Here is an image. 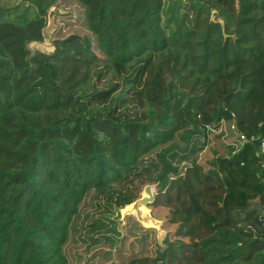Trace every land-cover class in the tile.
<instances>
[{
  "label": "trees",
  "instance_id": "16d2710c",
  "mask_svg": "<svg viewBox=\"0 0 264 264\" xmlns=\"http://www.w3.org/2000/svg\"><path fill=\"white\" fill-rule=\"evenodd\" d=\"M58 1L0 0V264H70L85 199L146 184L173 229L127 264H264V0H74L92 36L32 51Z\"/></svg>",
  "mask_w": 264,
  "mask_h": 264
},
{
  "label": "rangeland",
  "instance_id": "374dc122",
  "mask_svg": "<svg viewBox=\"0 0 264 264\" xmlns=\"http://www.w3.org/2000/svg\"><path fill=\"white\" fill-rule=\"evenodd\" d=\"M52 8L58 10L55 15L56 27L53 31L54 49L57 37H64L74 32L92 36L85 27L83 8L76 1L59 0L50 9ZM35 43L36 46L30 49L40 51V45ZM234 140L231 125L224 123L216 130L215 135L211 136L206 149L199 153L198 161L205 164L215 151L224 153L227 144ZM152 187L156 192V186L153 184ZM143 194L142 189L140 196ZM102 205L98 207V203L91 196L82 203L81 218L77 220L76 229L70 231L69 240L65 246L70 264H127L135 257L154 256L162 248L165 236L173 229L165 221L167 210L163 207L155 208L153 204L146 206L150 217L155 220L154 226L147 227L128 210L129 205L122 209L107 210L104 204ZM85 214L91 215L92 218L101 217L108 225L87 230L84 226L91 219H84ZM170 238L173 236L170 235Z\"/></svg>",
  "mask_w": 264,
  "mask_h": 264
},
{
  "label": "water",
  "instance_id": "95a60500",
  "mask_svg": "<svg viewBox=\"0 0 264 264\" xmlns=\"http://www.w3.org/2000/svg\"><path fill=\"white\" fill-rule=\"evenodd\" d=\"M57 9L56 8H52L48 11V23L47 25L42 29V36H43V42L41 41H34L37 42L41 49L40 51L43 53H47V54H51L52 52H48V48H54L53 46V31L55 29V15L57 14ZM211 19L214 22H220L221 24H223L221 22V20L218 17V13L217 11H213L212 15H211ZM143 192L144 194L142 196H140L139 198H137L133 203H131L132 208L136 211H140L141 207H146L149 204H153L154 200H155V192L153 191V187L152 184H146L143 187Z\"/></svg>",
  "mask_w": 264,
  "mask_h": 264
},
{
  "label": "bare ground",
  "instance_id": "6f19581e",
  "mask_svg": "<svg viewBox=\"0 0 264 264\" xmlns=\"http://www.w3.org/2000/svg\"><path fill=\"white\" fill-rule=\"evenodd\" d=\"M128 210L133 213L134 215H136L141 223L144 225V226H154V223H155V220L152 219L148 213V210L146 209V207H141L140 211H136L132 208V205H129L128 207Z\"/></svg>",
  "mask_w": 264,
  "mask_h": 264
},
{
  "label": "clouds",
  "instance_id": "9594fccd",
  "mask_svg": "<svg viewBox=\"0 0 264 264\" xmlns=\"http://www.w3.org/2000/svg\"><path fill=\"white\" fill-rule=\"evenodd\" d=\"M36 46V43L35 42H30L29 44H28V47L29 48H33V47H35ZM54 51V48H48V52L50 53V52H53Z\"/></svg>",
  "mask_w": 264,
  "mask_h": 264
},
{
  "label": "built area",
  "instance_id": "2783aa9c",
  "mask_svg": "<svg viewBox=\"0 0 264 264\" xmlns=\"http://www.w3.org/2000/svg\"><path fill=\"white\" fill-rule=\"evenodd\" d=\"M242 139H244V136H241ZM260 151L264 153V139L260 140Z\"/></svg>",
  "mask_w": 264,
  "mask_h": 264
}]
</instances>
